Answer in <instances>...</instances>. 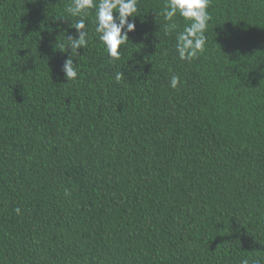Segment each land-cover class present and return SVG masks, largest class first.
Returning <instances> with one entry per match:
<instances>
[{
  "label": "trees",
  "instance_id": "trees-1",
  "mask_svg": "<svg viewBox=\"0 0 264 264\" xmlns=\"http://www.w3.org/2000/svg\"><path fill=\"white\" fill-rule=\"evenodd\" d=\"M70 3L0 0V264H264V0H211L190 62L166 0L119 59L89 10L75 81Z\"/></svg>",
  "mask_w": 264,
  "mask_h": 264
},
{
  "label": "clouds",
  "instance_id": "clouds-1",
  "mask_svg": "<svg viewBox=\"0 0 264 264\" xmlns=\"http://www.w3.org/2000/svg\"><path fill=\"white\" fill-rule=\"evenodd\" d=\"M138 0H71L65 11L72 17H79L72 28L76 30L75 37L65 38L60 44L61 52L71 50V55L65 60L62 71L67 81H75L78 77L77 65L73 58L77 57L78 49L85 48L88 43L85 16L89 10H95V31L104 45L110 58L119 59L122 45L129 40V33L135 31L136 25L129 18L136 17ZM211 0H166L162 15L166 21H173L179 14L187 21L183 31L176 36V52L182 61H192L205 50L207 37L205 35L208 22L212 19L208 8ZM115 14V15H114ZM177 28L175 22L165 25V32L169 33ZM123 77L122 72L115 76L117 82ZM180 77L172 75L169 86L176 89L180 84ZM19 212V209H16ZM241 264H249L245 259Z\"/></svg>",
  "mask_w": 264,
  "mask_h": 264
}]
</instances>
